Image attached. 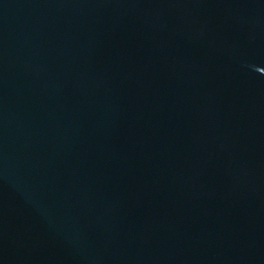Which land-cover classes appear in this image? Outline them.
<instances>
[{
  "label": "water",
  "instance_id": "1",
  "mask_svg": "<svg viewBox=\"0 0 264 264\" xmlns=\"http://www.w3.org/2000/svg\"><path fill=\"white\" fill-rule=\"evenodd\" d=\"M0 264H264V0H0Z\"/></svg>",
  "mask_w": 264,
  "mask_h": 264
}]
</instances>
